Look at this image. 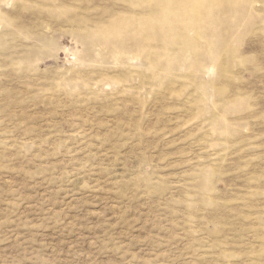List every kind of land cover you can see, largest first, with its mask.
Listing matches in <instances>:
<instances>
[{"label": "rangeland", "instance_id": "1", "mask_svg": "<svg viewBox=\"0 0 264 264\" xmlns=\"http://www.w3.org/2000/svg\"><path fill=\"white\" fill-rule=\"evenodd\" d=\"M0 264H264V0H0Z\"/></svg>", "mask_w": 264, "mask_h": 264}]
</instances>
